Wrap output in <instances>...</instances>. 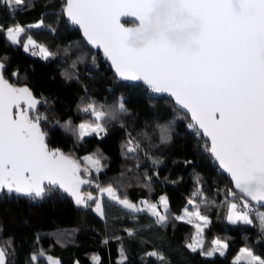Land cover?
<instances>
[{"label": "snow or ice", "instance_id": "snow-or-ice-1", "mask_svg": "<svg viewBox=\"0 0 264 264\" xmlns=\"http://www.w3.org/2000/svg\"><path fill=\"white\" fill-rule=\"evenodd\" d=\"M0 4L14 13L25 0H0ZM62 15L68 25L79 29L87 45L102 51L119 80L140 82L184 111L191 121L187 127L206 138L205 150L230 179L231 187L223 196L226 221L257 226L264 239V0H63ZM45 27L56 32L43 19L27 26L0 25V32L6 33L11 44L22 45L26 53L48 61L58 53L28 32ZM6 61V56L0 57V201L24 198L40 204L67 197L78 207H91L106 220L107 198L110 204L132 214L133 219L144 213L162 228L171 221L192 225L195 233L185 245L192 253L206 258L226 254L230 247L227 239L217 237L210 247L205 246V231L213 221L202 211V205L208 203L202 188L198 187L187 200L182 214L176 215L170 211L167 195L155 202L141 199L135 203L121 193L123 185H101L98 177L106 157L99 150L77 158L50 147L48 132L42 128L48 116L39 110L40 105L50 101L38 98L27 85L10 82ZM83 61L84 57H79L72 68ZM11 75L18 77L19 72ZM63 75L79 79L75 73ZM79 111L90 118L79 123L55 122L77 142L93 136L103 140L113 122L123 127L121 117L129 110L120 97L112 104L89 99L82 102ZM157 128L160 142L171 143V126ZM123 147L126 155L142 150L140 141L130 134ZM144 155L154 166L163 163L147 152ZM136 168H140L139 163ZM154 175L159 177V172ZM151 182L152 176L145 172L143 186L150 188ZM85 186L94 187L96 194ZM125 232L130 237L136 235L134 229ZM11 246L10 238L0 241V264H13ZM145 255L170 264L161 252ZM42 257L47 264H62L43 250L31 253L29 259L37 264ZM120 257L118 264H127L122 245ZM241 260L245 264H264V257L247 246L240 249L234 264ZM92 261L101 264L99 256L92 257Z\"/></svg>", "mask_w": 264, "mask_h": 264}, {"label": "trees", "instance_id": "trees-1", "mask_svg": "<svg viewBox=\"0 0 264 264\" xmlns=\"http://www.w3.org/2000/svg\"><path fill=\"white\" fill-rule=\"evenodd\" d=\"M62 6L63 0H25V4L12 13L0 4V25L5 28L14 23L27 26L43 19L45 25L56 29L55 33L46 27L28 30L37 42L58 53L55 59L48 61L26 53L22 45L11 44L6 33L0 32V57H7L6 75L10 82L27 85L38 98L50 101L39 106L40 112L48 116L42 126L48 132L49 146L77 158L99 150L106 157L101 161L105 167L98 177L101 185H123L121 193L135 201L139 198L158 200L160 194L166 193L170 211L176 215L182 214L187 200L201 185L208 200L202 205V211L213 221L205 231V246L210 247L211 241L219 237L227 239L230 247L224 256L206 258L192 253L185 246L195 233L192 225L171 221L162 228L144 213L133 219L132 214L110 204L107 198L106 220L91 207H78L67 197L40 204L13 198L0 201V241L11 239L9 251L13 253V264H32L30 254L41 250L57 255L62 264H74L77 260L80 264H93L92 257L98 254L101 264H118L121 245L128 256L127 264H161L156 257L145 255L151 251L163 253L170 264H234V255L245 246L264 257V239L257 226L231 225L225 219L223 196L231 182L205 150L206 138L197 136L187 127L190 119L170 98L157 96L140 82L118 80L102 53L85 43L78 28L66 23ZM81 56L83 63H77L73 69L72 63ZM13 71H18L19 76H12ZM63 73H75L79 79H67ZM120 97L129 110L121 117L123 127L113 122L103 140L93 136L77 142L55 123L63 124L68 120L79 123L90 118L79 111L82 102L89 99L112 104ZM163 124L171 126V143L160 142L157 125ZM129 134L141 143L142 150L135 155L125 154L123 145ZM144 152L163 163L152 165ZM189 160L192 163H185ZM157 171L159 177L154 175ZM145 172L152 176L150 188L143 186ZM85 188L96 194L94 187ZM125 229H134L136 235L128 236ZM105 239L107 244L103 243ZM37 264H47V261L42 257Z\"/></svg>", "mask_w": 264, "mask_h": 264}, {"label": "rangeland", "instance_id": "rangeland-1", "mask_svg": "<svg viewBox=\"0 0 264 264\" xmlns=\"http://www.w3.org/2000/svg\"><path fill=\"white\" fill-rule=\"evenodd\" d=\"M85 155H88V153L87 154H85ZM84 155V156H85ZM161 195H166V193H162V194H160V196ZM141 199H146V198H139V200H137V201H135V200H132L133 202H135V203H139V201L141 200ZM131 200V199H130ZM150 201H152V202H155V201H157V200H150ZM243 248V247H242ZM240 251V250H239ZM47 256L48 255H50V256H53V257H55V258H58V256L57 255H52L51 253H45ZM239 254V252L236 254V255H234V259H235V257L237 256ZM94 256H99L100 257V255L98 254V255H94ZM59 259V258H58ZM241 261H243V260H241Z\"/></svg>", "mask_w": 264, "mask_h": 264}, {"label": "water", "instance_id": "water-1", "mask_svg": "<svg viewBox=\"0 0 264 264\" xmlns=\"http://www.w3.org/2000/svg\"><path fill=\"white\" fill-rule=\"evenodd\" d=\"M74 27V26H73ZM81 33V32H80ZM81 36H82V33H81ZM89 46V45H88ZM95 50H97V49H95ZM98 51H100L101 53H102V51L101 50H98ZM103 55V54H102ZM105 58V57H104ZM109 62V61H108ZM109 65H110V67H111V64H110V62H109ZM112 68V67H111ZM113 71H114V69H113ZM118 79V78H117ZM119 80V79H118ZM128 82H130V83H134V82H131V81H128ZM18 86H20V85H18ZM165 97H167V96H165ZM177 108H178V106H176ZM42 128H43V126H42ZM53 148H58V147H53ZM60 149V148H59ZM221 171H223L222 169H220Z\"/></svg>", "mask_w": 264, "mask_h": 264}, {"label": "clouds", "instance_id": "clouds-1", "mask_svg": "<svg viewBox=\"0 0 264 264\" xmlns=\"http://www.w3.org/2000/svg\"><path fill=\"white\" fill-rule=\"evenodd\" d=\"M186 31H194V29H187ZM173 38H175V37L173 36Z\"/></svg>", "mask_w": 264, "mask_h": 264}, {"label": "built area", "instance_id": "built-area-1", "mask_svg": "<svg viewBox=\"0 0 264 264\" xmlns=\"http://www.w3.org/2000/svg\"><path fill=\"white\" fill-rule=\"evenodd\" d=\"M199 187H200V188H202V186H201V185H200Z\"/></svg>", "mask_w": 264, "mask_h": 264}]
</instances>
